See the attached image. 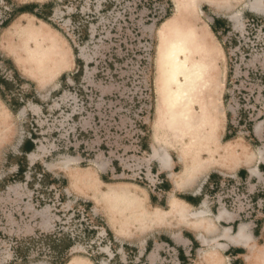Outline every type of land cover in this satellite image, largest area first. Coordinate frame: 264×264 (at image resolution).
I'll return each mask as SVG.
<instances>
[{
    "label": "rangeland",
    "instance_id": "374dc122",
    "mask_svg": "<svg viewBox=\"0 0 264 264\" xmlns=\"http://www.w3.org/2000/svg\"><path fill=\"white\" fill-rule=\"evenodd\" d=\"M188 1L0 0V264L231 262L198 257L201 236L226 245L213 189L192 207L180 198L194 189L168 182L252 162L264 178V13ZM215 17L225 32H211ZM158 139L170 179L151 156ZM227 180L218 202L244 214ZM170 195L204 204L208 233L167 229ZM258 242L243 257L264 264Z\"/></svg>",
    "mask_w": 264,
    "mask_h": 264
},
{
    "label": "crops",
    "instance_id": "0c3cea01",
    "mask_svg": "<svg viewBox=\"0 0 264 264\" xmlns=\"http://www.w3.org/2000/svg\"><path fill=\"white\" fill-rule=\"evenodd\" d=\"M251 2V0H248L246 4L244 5L245 8L247 3ZM257 6L259 7L260 11L258 13H264V3L262 0H259L257 3ZM222 8L229 9V4H223ZM248 9V8H247ZM250 10V9H249ZM231 18V17H230ZM229 20H222L220 18H213L212 24L210 26L211 32L216 35L219 32H225L226 29L229 28ZM157 133L156 131H154ZM156 135V134H155ZM157 139V138H156ZM159 143V144H158ZM157 145H159V148H162V144L160 140L158 139ZM161 146V147H160ZM152 156V155H151ZM154 159H156L159 162L160 168L162 173L165 174L166 178L173 177L175 173L167 174V172L170 170V166L172 164L171 157L168 156V163L162 164L160 160H158L155 156H152ZM262 165V162H257L254 164L252 162L249 166H245L240 164L237 168V171L235 173L227 172V168H230L231 166L221 167L217 168L219 170H215L214 168H211V170L207 173L204 172V170H196L193 172V174L189 175L190 178H186L188 176V173L182 174V177L179 180H172L169 181V185L176 187L179 183H186L183 184L184 186H190L194 190L193 193L189 194L190 201H188V198H180L187 202L190 206L195 207L200 205L201 202L204 200V191L207 186L211 187L213 189V197L216 199L217 208L214 212L213 219L215 222L222 223L228 226L226 229V232L228 235H236L240 228L241 233L245 237L244 240L247 242L245 244H234L232 241H228L225 238L222 237V239L226 240V245L224 248H220L224 251H229L230 253L226 256L228 258L229 264L233 263V261L239 260V264H253V256L249 257V260H246V257H243L242 253L243 251H250L254 249V247H259L258 239H263L264 236V199L263 196L259 197V193H262L261 191H264V178L263 173L260 172V168ZM198 172V173H197ZM196 174V175H195ZM202 177V181L199 182V177ZM198 177V180H194V177ZM233 179L235 181V186L233 187L234 195L237 196L239 202L242 205H245L246 212L242 214L241 212L236 211L235 207H228L225 205L226 201L224 200L222 187H224L229 180L227 179ZM170 179V178H169ZM168 181V180H167ZM246 186H249L251 189H253L256 193L251 196L246 194L243 190H245ZM171 188V187H170ZM185 191V190H184ZM208 191V189H207ZM218 192V193H217ZM254 192V193H255ZM253 194V192H252ZM211 196V195H210ZM204 197V198H203ZM209 197V196H208ZM222 202V200L225 202L224 204L219 203ZM231 208V209H230ZM222 247V246H221ZM69 246L67 250H69ZM207 255H212L210 252L207 253ZM244 258V260H243Z\"/></svg>",
    "mask_w": 264,
    "mask_h": 264
},
{
    "label": "bare ground",
    "instance_id": "6f19581e",
    "mask_svg": "<svg viewBox=\"0 0 264 264\" xmlns=\"http://www.w3.org/2000/svg\"><path fill=\"white\" fill-rule=\"evenodd\" d=\"M204 1L205 0H189L188 4L190 2H192L194 5L198 6L200 4H203ZM258 1L259 0H251V2L247 3L246 7L248 9H250L251 11L258 13L260 11L259 7L257 6ZM219 4H221V2L209 3L210 6H216ZM235 18H236V16L231 17L232 20ZM169 57H170V59H172L175 62L174 63V69H175L174 70V78H176L175 73L179 68V64L176 62L177 52L171 50V52L169 53ZM152 147H153L152 156H155L158 160H160V162L162 164L168 163V156H169L168 152L165 151V149L163 147L159 148L157 146L155 147L154 145ZM222 165H224L223 167L227 166L226 164H222ZM199 169H201V168H199ZM195 171H196V169H195ZM191 173H192V171H191ZM169 199H172V202L169 205V207H170L169 212L170 213H164V214L159 215V216H161L159 218H162L161 221H163L165 218L172 217V218L168 219L167 229L181 225L183 227L193 228V229L197 230L198 232H203L204 234L208 233L209 228H205L203 225V223H206V224L208 223L207 222V216L208 215H207V211L205 210V207L203 206L204 204L197 209L190 210L187 207L186 203H184L183 201H180L177 198L174 199L173 195H170ZM158 222H160V220ZM240 230H241V228H240ZM240 230L234 236V235H228V233L226 232V229H225L221 233H217L216 238L217 237L218 238L223 237L228 241L229 240L232 241L234 244H245L246 245V243H244V242H247V241L244 240L245 237L242 235ZM199 240H200L201 246L203 247V249L200 251V253L198 255V257L200 259V263H202V261H201L202 255L204 256L208 252L214 254L217 250H219L221 248V246L218 247L219 245H216L217 246L216 248H214L213 246H209V243H208V240L206 237L201 236V239H199ZM213 241L214 240H212V242ZM246 260H249V256L246 257Z\"/></svg>",
    "mask_w": 264,
    "mask_h": 264
},
{
    "label": "trees",
    "instance_id": "16d2710c",
    "mask_svg": "<svg viewBox=\"0 0 264 264\" xmlns=\"http://www.w3.org/2000/svg\"><path fill=\"white\" fill-rule=\"evenodd\" d=\"M26 12H30V13H33V7H27V8H21L19 10V13L22 14V13H26ZM1 86H3V88H7L8 87V83L7 82H4L2 80H0V91H2V88ZM0 94L2 95V92H0ZM35 148L34 144L27 140L26 142H24L23 146H22V152L23 153H29L31 152L33 149ZM187 199V198H186ZM188 201H190V198H188Z\"/></svg>",
    "mask_w": 264,
    "mask_h": 264
}]
</instances>
